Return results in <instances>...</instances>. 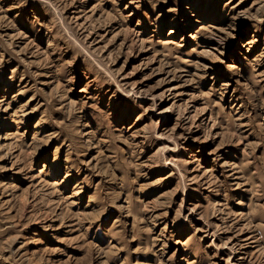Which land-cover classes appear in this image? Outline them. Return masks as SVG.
I'll list each match as a JSON object with an SVG mask.
<instances>
[{
    "label": "rangeland",
    "instance_id": "374dc122",
    "mask_svg": "<svg viewBox=\"0 0 264 264\" xmlns=\"http://www.w3.org/2000/svg\"><path fill=\"white\" fill-rule=\"evenodd\" d=\"M0 105V264H264V0H0Z\"/></svg>",
    "mask_w": 264,
    "mask_h": 264
},
{
    "label": "bare ground",
    "instance_id": "6f19581e",
    "mask_svg": "<svg viewBox=\"0 0 264 264\" xmlns=\"http://www.w3.org/2000/svg\"><path fill=\"white\" fill-rule=\"evenodd\" d=\"M1 106V105H0ZM28 114L26 113H24V116H27ZM253 238V237H252ZM249 239H251V237H246V238H244V240H249Z\"/></svg>",
    "mask_w": 264,
    "mask_h": 264
}]
</instances>
